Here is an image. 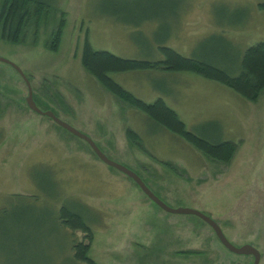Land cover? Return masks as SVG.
Masks as SVG:
<instances>
[{"label":"rangeland","instance_id":"rangeland-1","mask_svg":"<svg viewBox=\"0 0 264 264\" xmlns=\"http://www.w3.org/2000/svg\"><path fill=\"white\" fill-rule=\"evenodd\" d=\"M57 1V0H56ZM37 34L0 39V58L18 67L33 101L89 137L113 162L136 173L171 208L213 219L236 247L249 244L264 264V90L249 102L193 72L134 71L109 78L146 104L161 99L185 130L211 143L232 142L228 163L205 157L121 102L81 66L94 51L127 60H160V48L206 61L229 74L235 59L264 43V0H58ZM64 13L56 52L47 49ZM0 62V264H252L219 242L202 220L166 213L136 183L105 165L86 142L31 111L27 86ZM139 137L129 142L127 130ZM78 212L91 239L56 218ZM58 221V222H57Z\"/></svg>","mask_w":264,"mask_h":264},{"label":"trees","instance_id":"trees-1","mask_svg":"<svg viewBox=\"0 0 264 264\" xmlns=\"http://www.w3.org/2000/svg\"><path fill=\"white\" fill-rule=\"evenodd\" d=\"M57 1L0 0V39L7 43L19 44L23 40L26 29L31 25L36 35L42 20L46 19L51 11H58ZM259 9L264 11V3L259 5ZM64 26V13L60 12L59 22L51 33L47 45L49 51H57ZM160 52L162 59L157 61L127 60L107 52L94 51L85 39L80 63L84 71L95 78L103 89L142 113L152 125L178 136L205 157L217 162L228 163L235 151V145L232 142L211 143L187 132L176 113L169 109L161 99L146 104L122 89L108 75L134 71L193 72L223 84L249 102H255L264 90V43L260 42L248 47L240 58L235 59L238 72L234 75L206 61L182 57L168 48L161 47ZM126 136L131 144L138 146L140 137L135 132L129 129ZM56 220L66 228L82 231L89 240L91 239L89 227L78 212L67 211L65 207H62L59 211V218ZM71 247L73 249L71 259L76 263L96 264L88 257V245L78 243L72 244Z\"/></svg>","mask_w":264,"mask_h":264},{"label":"water","instance_id":"water-1","mask_svg":"<svg viewBox=\"0 0 264 264\" xmlns=\"http://www.w3.org/2000/svg\"><path fill=\"white\" fill-rule=\"evenodd\" d=\"M0 62L9 63L7 60L0 58ZM12 67L19 73V75L22 77L24 80L26 86H27V91L28 95L26 98V104L28 108L37 113L40 116L48 117L50 118L56 125L61 127L62 129L66 130L68 133L71 135L79 138L80 140H83L84 142L87 143V145L90 147V149L93 151V153L107 166L117 170L118 172L124 174L125 176L129 177L132 179L136 185L140 188V190L145 194V196L153 202L157 207H159L161 210H163L166 213L170 214H176V215H189V216H194L200 220H202L204 223H206L215 233V236L221 243V245L230 253H233L235 255H245V256H252L253 257V263L252 264H259L260 260V253L259 251L254 248L253 246L249 244L242 245L240 247H236L233 244H231L224 234L222 233L219 225L210 217L202 214L201 212L194 210V209H189V208H171L167 206L165 203H163L157 196H155L150 189L145 185V183L141 180V178L134 173L133 171L129 170L128 168L124 167L123 165L113 162L109 158H107L101 150L96 146V144L86 135L80 133L76 129L72 128L65 122L61 121L56 115L51 112V111H42L39 109L35 102L33 101V96H32V89L30 86L29 81L27 78L24 76V74L21 72V70L16 67L15 65H12Z\"/></svg>","mask_w":264,"mask_h":264}]
</instances>
